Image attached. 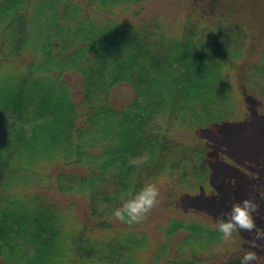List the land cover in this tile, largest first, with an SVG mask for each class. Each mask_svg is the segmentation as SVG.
Wrapping results in <instances>:
<instances>
[{
    "label": "trees",
    "instance_id": "1",
    "mask_svg": "<svg viewBox=\"0 0 264 264\" xmlns=\"http://www.w3.org/2000/svg\"><path fill=\"white\" fill-rule=\"evenodd\" d=\"M147 2L0 0V264H207L224 241L177 203L211 188L201 130L249 100L264 120V29L234 0L169 25ZM151 181L142 221L112 215Z\"/></svg>",
    "mask_w": 264,
    "mask_h": 264
},
{
    "label": "rangeland",
    "instance_id": "2",
    "mask_svg": "<svg viewBox=\"0 0 264 264\" xmlns=\"http://www.w3.org/2000/svg\"><path fill=\"white\" fill-rule=\"evenodd\" d=\"M147 1L145 3L147 13H153L158 6V9L165 12L163 17L167 20V25L170 24L175 15L185 14L186 5L193 2V0H183L182 3H178V0ZM219 1L221 0H201L199 5L216 10L222 5ZM234 1L238 6L237 16H240L246 22L248 21V25L255 26L259 30L256 33L259 34L260 30L264 29V0ZM174 3H177L180 9L174 11L172 8ZM114 94L120 99L130 98L132 96V88L124 85L116 89ZM249 101L248 111L250 112L243 121L225 122L219 126L214 125L199 132L200 136L208 138L212 148L208 154L212 166H214V171L211 175V188L193 196H187L185 202L177 204L179 209L181 207L182 210L183 205L184 209H194L195 212L200 213L202 221L213 223L215 220L217 221V217L224 210L231 207L233 202L242 200L245 197L256 198L261 206L255 219L261 230H264V199L257 197L254 187L264 184V120L256 111V101ZM154 213L156 214L155 211ZM238 232L234 233L235 239L233 241H224L217 245L215 248V250L217 249L216 252H213L214 255L216 254L217 256V254L228 248L233 251V248H230L232 244L243 240L240 239L241 235L239 237ZM248 233L247 231L243 232L245 241H248L244 246L245 249L249 247L252 241L247 237ZM250 236L255 239L254 233ZM214 255L206 256L207 264H223Z\"/></svg>",
    "mask_w": 264,
    "mask_h": 264
},
{
    "label": "clouds",
    "instance_id": "3",
    "mask_svg": "<svg viewBox=\"0 0 264 264\" xmlns=\"http://www.w3.org/2000/svg\"><path fill=\"white\" fill-rule=\"evenodd\" d=\"M254 187L257 197L264 199V184ZM159 194L160 188L156 182H145L139 190L129 192L127 198H122V203L114 208L112 215L129 224L142 221L150 209L158 203ZM260 206L256 198L245 197L237 200L220 214L213 226L224 241H233L234 233L238 231L255 234V239L238 257V264H264V254H262L264 249L260 244L264 240V230H261L255 219Z\"/></svg>",
    "mask_w": 264,
    "mask_h": 264
},
{
    "label": "flooded vegetation",
    "instance_id": "4",
    "mask_svg": "<svg viewBox=\"0 0 264 264\" xmlns=\"http://www.w3.org/2000/svg\"><path fill=\"white\" fill-rule=\"evenodd\" d=\"M220 216V215H219ZM218 216V217H219ZM217 217V218H218ZM262 227H263V225H262ZM241 231H239L238 233V235H239V237H240V235H241V238L240 239H243V240H241V241H237V243H234V244H232V247H230V248H233V251L232 250H230L229 248L227 249V250H225V251H222L221 253H219L218 254V258H219V260H220V262H222L223 264H238V257L239 256H241L242 254H243V250H245V248H244V246L247 244V242L248 241H245V239H244V237H243V232L244 231H242L241 233H240ZM250 235H253V233H248V235H247V237H249V239H251V240H254V238L252 237V236H250ZM224 242V241H223ZM222 242V243H223ZM252 242V241H251ZM260 244H263L262 246H261V248L262 249H264V240L263 241H261L260 242ZM250 245V244H249ZM248 247H246V249H247ZM236 251V253H234ZM262 254H264V253H262Z\"/></svg>",
    "mask_w": 264,
    "mask_h": 264
}]
</instances>
